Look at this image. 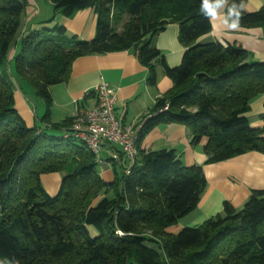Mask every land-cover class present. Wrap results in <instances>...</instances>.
<instances>
[{"label": "trees", "instance_id": "16d2710c", "mask_svg": "<svg viewBox=\"0 0 264 264\" xmlns=\"http://www.w3.org/2000/svg\"><path fill=\"white\" fill-rule=\"evenodd\" d=\"M52 3L65 18L93 9L94 38L71 36L64 24L46 26L53 20L24 29L27 1L0 0V264H264V189L252 190L241 209L226 201L203 224L169 233L200 203L207 186L201 165H185L174 149L138 146L135 162L119 153L122 171L109 183L86 144L63 137L74 117L47 119L51 87L70 80L78 58L134 49L150 68L151 85L157 84L156 64L173 82L145 117L138 145L154 127L174 123L190 129L193 146L207 139V164L264 154V128L247 116L252 100L264 94V62L238 43H200L212 31L202 0ZM247 3L227 0L229 23L238 15L239 26H263L264 6L250 12ZM118 14L127 16L121 31L114 26ZM171 23L178 24L185 47L175 67L153 44ZM13 77L45 103L43 120L51 129L27 125L16 109ZM55 172L65 176L51 196L41 177Z\"/></svg>", "mask_w": 264, "mask_h": 264}, {"label": "crops", "instance_id": "0c3cea01", "mask_svg": "<svg viewBox=\"0 0 264 264\" xmlns=\"http://www.w3.org/2000/svg\"><path fill=\"white\" fill-rule=\"evenodd\" d=\"M247 2V10L250 12L264 6V0ZM211 20L212 31L201 37L200 43L213 41L238 43L249 51L252 60L264 62V25L231 28L225 5L217 10ZM60 22L66 26L69 35L77 36L79 39L91 40L96 34L97 15L93 9L81 10L70 18L64 17ZM153 44L164 54L170 66L181 64L185 47L179 40L178 24H169L164 31L154 37ZM16 51L17 46L11 50L10 59ZM155 69L157 84L151 85L150 68L140 62L134 49L80 57L72 66L70 80L51 87L53 106L47 119L51 123L62 122L73 118L80 109L93 107L96 96L92 92L104 81L117 93V115L125 124L133 125L139 131L157 99L173 86L172 80L164 74L160 64H156ZM14 87L16 109L27 125L51 129L50 124L43 120L47 110L45 103L43 101L38 103V99L34 101L32 87L25 84V91L18 82H14ZM263 114L264 94L250 103L247 116L251 125L264 128ZM206 142L207 139H204L199 145L193 146L190 129L186 125L173 123L154 127L143 136L139 144L145 151L174 149L185 165H201L204 169L207 186L198 207L181 218L176 225L168 228L169 233H176L183 227L203 224L221 213L226 201L241 209L248 201L252 190L264 189V154L251 151L221 163L207 164V155L203 149ZM112 152L119 154L120 146L106 147L105 157L109 158V153ZM122 166L120 160L113 162L112 165H100L102 178L106 182H112L116 175L115 171H122ZM61 174L59 172L44 174L41 177L42 183L44 182L47 189L53 193L61 184Z\"/></svg>", "mask_w": 264, "mask_h": 264}, {"label": "built area", "instance_id": "2783aa9c", "mask_svg": "<svg viewBox=\"0 0 264 264\" xmlns=\"http://www.w3.org/2000/svg\"><path fill=\"white\" fill-rule=\"evenodd\" d=\"M94 93V106L80 109L74 116L71 131L63 137L73 136L82 140L94 153L99 166L119 161L120 156L116 152L109 153V158L105 157L106 147L112 145L120 146L124 157L135 162L139 152V134L133 125L125 124L117 115L116 91L109 83L102 81L95 87Z\"/></svg>", "mask_w": 264, "mask_h": 264}, {"label": "rangeland", "instance_id": "374dc122", "mask_svg": "<svg viewBox=\"0 0 264 264\" xmlns=\"http://www.w3.org/2000/svg\"><path fill=\"white\" fill-rule=\"evenodd\" d=\"M27 7L25 9V12L22 15V24L28 28V29H37V28H42L40 27L41 22L53 20L52 22L47 23L46 26L48 27H54L55 25L58 24H63L61 23V19L63 20L64 16L60 12L58 13L54 5L52 3V0H27ZM127 22V16L125 15H116L114 18V26L118 30H122V27L124 24ZM73 36V35H71ZM14 82H17L16 78L13 77ZM34 101L38 99L37 97L33 96ZM41 100L38 99L37 102L39 103ZM45 105V104H44ZM46 107V106H45ZM62 179L65 176L64 173L61 174ZM62 182V180H61ZM61 185V184H60ZM43 186L45 190L50 194L51 196H55L58 194L60 186L52 193V191H49L47 189L46 184L43 182Z\"/></svg>", "mask_w": 264, "mask_h": 264}, {"label": "clouds", "instance_id": "9594fccd", "mask_svg": "<svg viewBox=\"0 0 264 264\" xmlns=\"http://www.w3.org/2000/svg\"><path fill=\"white\" fill-rule=\"evenodd\" d=\"M227 4V0H202L201 12L206 16H214L218 9L222 8ZM234 8H230L229 12L232 13ZM231 19V16L229 17ZM231 28H236L239 26V16L237 15L235 19H232Z\"/></svg>", "mask_w": 264, "mask_h": 264}]
</instances>
